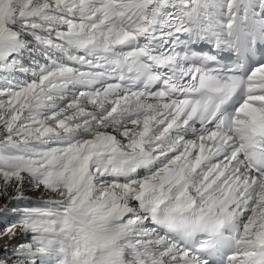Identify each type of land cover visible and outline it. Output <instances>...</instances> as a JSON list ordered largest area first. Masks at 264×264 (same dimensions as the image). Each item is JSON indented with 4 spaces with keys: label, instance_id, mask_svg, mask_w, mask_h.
Returning a JSON list of instances; mask_svg holds the SVG:
<instances>
[{
    "label": "snow or ice",
    "instance_id": "1",
    "mask_svg": "<svg viewBox=\"0 0 264 264\" xmlns=\"http://www.w3.org/2000/svg\"><path fill=\"white\" fill-rule=\"evenodd\" d=\"M0 201V264H264V0H0Z\"/></svg>",
    "mask_w": 264,
    "mask_h": 264
},
{
    "label": "bare ground",
    "instance_id": "2",
    "mask_svg": "<svg viewBox=\"0 0 264 264\" xmlns=\"http://www.w3.org/2000/svg\"><path fill=\"white\" fill-rule=\"evenodd\" d=\"M35 193H36L35 191H27V192H26V197L29 198L30 195H33V194H35ZM2 203H3V201H0V204H2ZM10 205H11V208L9 209L8 212L3 213V214H0V223H3V220H7L10 216H12V215H11V210H12L13 208H15V206H17V205H16V203H13V204H10ZM10 205H9V206H10Z\"/></svg>",
    "mask_w": 264,
    "mask_h": 264
},
{
    "label": "rangeland",
    "instance_id": "3",
    "mask_svg": "<svg viewBox=\"0 0 264 264\" xmlns=\"http://www.w3.org/2000/svg\"><path fill=\"white\" fill-rule=\"evenodd\" d=\"M39 199V193H35L33 195H30V197L25 201V203L27 202H36L37 200ZM17 205V204H16ZM17 207V206H15ZM11 208V205L9 206V209ZM11 219H14L13 216H10L7 220H11ZM3 221H6V220H3ZM3 223H0V229L3 228ZM0 243H3V241H0Z\"/></svg>",
    "mask_w": 264,
    "mask_h": 264
}]
</instances>
